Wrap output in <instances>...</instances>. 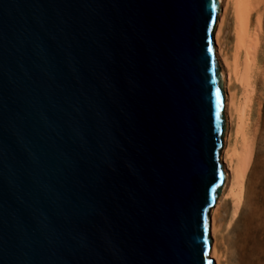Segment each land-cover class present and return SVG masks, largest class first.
Wrapping results in <instances>:
<instances>
[{
  "label": "water",
  "instance_id": "95a60500",
  "mask_svg": "<svg viewBox=\"0 0 264 264\" xmlns=\"http://www.w3.org/2000/svg\"><path fill=\"white\" fill-rule=\"evenodd\" d=\"M221 0H0V264H216Z\"/></svg>",
  "mask_w": 264,
  "mask_h": 264
},
{
  "label": "bare ground",
  "instance_id": "6f19581e",
  "mask_svg": "<svg viewBox=\"0 0 264 264\" xmlns=\"http://www.w3.org/2000/svg\"><path fill=\"white\" fill-rule=\"evenodd\" d=\"M220 7L214 37L224 70L226 131L220 162L227 181L210 213L211 257L225 264L228 248L233 262L254 264L255 258L264 260V0H221ZM221 202L231 203L226 229L232 237L226 243L218 223Z\"/></svg>",
  "mask_w": 264,
  "mask_h": 264
},
{
  "label": "rangeland",
  "instance_id": "374dc122",
  "mask_svg": "<svg viewBox=\"0 0 264 264\" xmlns=\"http://www.w3.org/2000/svg\"><path fill=\"white\" fill-rule=\"evenodd\" d=\"M224 41L226 43V48L227 49L230 48L231 42H232V19H231L230 13L228 14L227 21H226L225 28H224ZM230 214H231V203L221 202L218 223L221 225L220 233L224 235L225 243L229 241L230 237H232V234L228 231V229H226V226L228 225V222H229ZM226 236L228 240L226 239ZM261 247H262L261 245H257L255 248L259 251ZM225 250H226L225 264H238L237 262L235 263V261L233 262L231 258V254H230V249L228 250V248H225ZM254 264H264V260L262 261V260H258L257 258H255Z\"/></svg>",
  "mask_w": 264,
  "mask_h": 264
}]
</instances>
